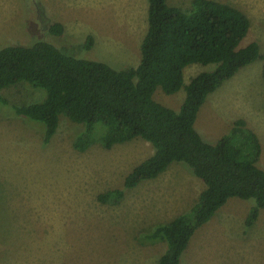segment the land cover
<instances>
[{"label":"rangeland","instance_id":"374dc122","mask_svg":"<svg viewBox=\"0 0 264 264\" xmlns=\"http://www.w3.org/2000/svg\"><path fill=\"white\" fill-rule=\"evenodd\" d=\"M191 1L167 0L185 9ZM219 1L246 13L250 29L242 44L256 41L263 53L264 0ZM146 15V0H0V47L46 40L73 56L119 69L135 67ZM55 22L63 25L60 36L48 33ZM88 36L90 48L84 44ZM262 63L259 58L246 65L210 93L195 127L213 143L243 118L259 137L257 165L264 170ZM213 67L187 65L184 83ZM0 94V264H156L165 243L141 242L142 236L188 210L203 182L184 163L173 161L157 177L125 188L117 201L102 202L98 195L123 188L126 174L152 154L151 144L135 137L104 147V129L97 124L95 140L79 150L74 141L83 125L64 115L44 143L45 123L17 115L13 107L39 103L45 91L20 82ZM184 96V89L154 92L155 100L174 110ZM181 180L186 184H177ZM189 183V195L177 197L176 188ZM252 204L251 199L229 198L193 233L180 264H264V209L251 227L244 225Z\"/></svg>","mask_w":264,"mask_h":264},{"label":"trees","instance_id":"16d2710c","mask_svg":"<svg viewBox=\"0 0 264 264\" xmlns=\"http://www.w3.org/2000/svg\"><path fill=\"white\" fill-rule=\"evenodd\" d=\"M146 1L147 27L135 67L119 69L73 56L46 40L29 45L6 43L0 47V91L20 82L45 91L43 101L13 107L17 115L45 123L44 143L64 115L83 125L74 141L79 150L95 140L97 124L104 129L100 138L104 147L135 137L151 144L152 154L126 174L123 188L98 195L102 202L117 201L125 188L157 177L173 161L184 163L204 189L188 210L156 223L141 240L165 243L156 264H180L193 233L229 198L253 200L244 220L247 228L264 209V170L257 165L261 155L257 133L243 118H237L212 143L195 127L207 96L259 58L263 59L264 81V52L256 41L242 44L250 20L227 2L192 0L185 9L167 0ZM48 33L62 35L63 25L52 23ZM84 44L90 48L92 37ZM191 63L214 67L198 72L185 84L184 69ZM159 87L166 94L184 89L178 110L154 99Z\"/></svg>","mask_w":264,"mask_h":264},{"label":"crops","instance_id":"0c3cea01","mask_svg":"<svg viewBox=\"0 0 264 264\" xmlns=\"http://www.w3.org/2000/svg\"><path fill=\"white\" fill-rule=\"evenodd\" d=\"M196 123V122H195ZM164 172V171H163ZM161 174V173H160ZM184 181H186V180H181L180 182H177V184H183V185H185L186 184V182H184ZM187 182H190V180H187ZM190 183L188 184V186L187 187H182V188H176V196L177 197H179V195H185V196H188L189 195V193H190ZM205 187V186H204ZM204 189V188H203ZM202 191V190H201ZM200 191V192H201ZM199 196V195H198ZM198 199V198H197ZM185 205V202H182V204H181V207H183ZM181 207H180V210H182L181 209ZM164 208H166L167 210H169V204H167ZM189 209V208H188ZM187 209H185V210H183V211H179L180 213H182V212H184V211H186ZM180 213H178V214H180ZM177 214V215H178ZM177 215H175V216H177ZM174 216V217H175ZM173 217V218H174ZM172 218V219H173ZM171 220V219H170ZM181 263V262H180Z\"/></svg>","mask_w":264,"mask_h":264}]
</instances>
